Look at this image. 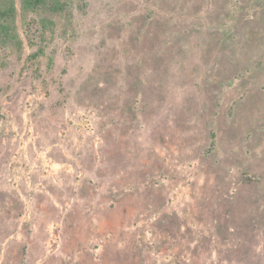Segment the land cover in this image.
Returning <instances> with one entry per match:
<instances>
[{"label":"rangeland","instance_id":"1","mask_svg":"<svg viewBox=\"0 0 264 264\" xmlns=\"http://www.w3.org/2000/svg\"><path fill=\"white\" fill-rule=\"evenodd\" d=\"M15 3L0 264H264V0Z\"/></svg>","mask_w":264,"mask_h":264},{"label":"trees","instance_id":"2","mask_svg":"<svg viewBox=\"0 0 264 264\" xmlns=\"http://www.w3.org/2000/svg\"><path fill=\"white\" fill-rule=\"evenodd\" d=\"M58 0H21L24 13L39 10H52ZM17 8L15 0H0V45L14 43L19 49L22 45L16 33Z\"/></svg>","mask_w":264,"mask_h":264}]
</instances>
